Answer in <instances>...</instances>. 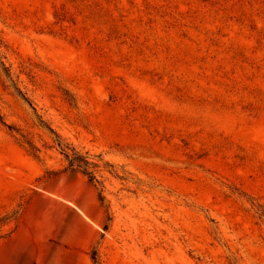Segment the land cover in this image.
Wrapping results in <instances>:
<instances>
[{"label": "rangeland", "instance_id": "rangeland-1", "mask_svg": "<svg viewBox=\"0 0 264 264\" xmlns=\"http://www.w3.org/2000/svg\"><path fill=\"white\" fill-rule=\"evenodd\" d=\"M0 115V264H264V0H0Z\"/></svg>", "mask_w": 264, "mask_h": 264}, {"label": "trees", "instance_id": "trees-1", "mask_svg": "<svg viewBox=\"0 0 264 264\" xmlns=\"http://www.w3.org/2000/svg\"><path fill=\"white\" fill-rule=\"evenodd\" d=\"M0 120H2L1 115ZM64 157L69 167H78L81 169L82 173L87 176L89 180L95 179V173L93 170L94 164L90 162L86 157L78 155L74 152L72 155H69L67 152H64ZM92 258L93 260H95L94 255L92 256Z\"/></svg>", "mask_w": 264, "mask_h": 264}]
</instances>
